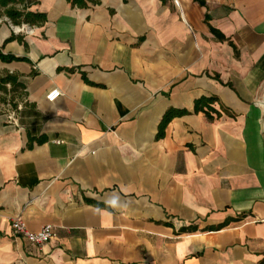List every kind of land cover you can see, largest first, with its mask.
<instances>
[{
    "label": "crops",
    "instance_id": "crops-1",
    "mask_svg": "<svg viewBox=\"0 0 264 264\" xmlns=\"http://www.w3.org/2000/svg\"><path fill=\"white\" fill-rule=\"evenodd\" d=\"M97 1L0 0V264H264V0Z\"/></svg>",
    "mask_w": 264,
    "mask_h": 264
},
{
    "label": "trees",
    "instance_id": "trees-1",
    "mask_svg": "<svg viewBox=\"0 0 264 264\" xmlns=\"http://www.w3.org/2000/svg\"><path fill=\"white\" fill-rule=\"evenodd\" d=\"M10 1L12 0H1V3L6 5ZM68 1L71 3L72 6L79 7V8H85V7H88L90 3L98 2L97 0H68ZM7 14L14 21H17V18H20V19L23 18V20L27 22H43L46 19V15L44 13L17 10L15 8L8 9ZM21 59L23 58L17 57L10 53H4L2 49L0 48V60L8 62L12 60H21ZM8 84L13 85V87H20L24 91L25 86L22 82L18 80V77L14 75L13 73L5 71V73L0 74V90H7ZM24 95H25V91H24ZM216 100L217 98L214 96L199 97L195 100L194 110L196 112H199V111L205 112L209 119L214 118V113L217 116H220L221 112L213 106V103ZM224 110L226 112H229V110L226 108H224ZM187 113H189V111L186 109L176 111V114L178 115H183ZM170 117H171V113L169 112L167 113L163 122L161 123L159 135H163L165 123L169 120Z\"/></svg>",
    "mask_w": 264,
    "mask_h": 264
},
{
    "label": "built area",
    "instance_id": "built-area-1",
    "mask_svg": "<svg viewBox=\"0 0 264 264\" xmlns=\"http://www.w3.org/2000/svg\"><path fill=\"white\" fill-rule=\"evenodd\" d=\"M17 27H19V31L25 34H33L36 30L35 26L30 24H22ZM61 94V90L56 88L47 95V98L49 101H55ZM12 229L14 234L20 236L29 244L38 246L47 243L55 235L51 225H44L37 231L30 230L21 214L12 219Z\"/></svg>",
    "mask_w": 264,
    "mask_h": 264
},
{
    "label": "rangeland",
    "instance_id": "rangeland-1",
    "mask_svg": "<svg viewBox=\"0 0 264 264\" xmlns=\"http://www.w3.org/2000/svg\"><path fill=\"white\" fill-rule=\"evenodd\" d=\"M3 73L5 70L0 68V74ZM23 97L24 91L20 87H13V85L8 84L7 90H0V111L15 108Z\"/></svg>",
    "mask_w": 264,
    "mask_h": 264
},
{
    "label": "clouds",
    "instance_id": "clouds-1",
    "mask_svg": "<svg viewBox=\"0 0 264 264\" xmlns=\"http://www.w3.org/2000/svg\"><path fill=\"white\" fill-rule=\"evenodd\" d=\"M108 203H109L112 207H118V198H112L110 201H108Z\"/></svg>",
    "mask_w": 264,
    "mask_h": 264
},
{
    "label": "bare ground",
    "instance_id": "bare-ground-1",
    "mask_svg": "<svg viewBox=\"0 0 264 264\" xmlns=\"http://www.w3.org/2000/svg\"><path fill=\"white\" fill-rule=\"evenodd\" d=\"M17 29L19 28V27H16Z\"/></svg>",
    "mask_w": 264,
    "mask_h": 264
}]
</instances>
